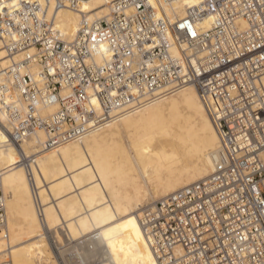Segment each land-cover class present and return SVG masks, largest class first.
I'll list each match as a JSON object with an SVG mask.
<instances>
[{"label": "built area", "instance_id": "1", "mask_svg": "<svg viewBox=\"0 0 264 264\" xmlns=\"http://www.w3.org/2000/svg\"><path fill=\"white\" fill-rule=\"evenodd\" d=\"M81 1L55 0L63 8H75ZM168 1L152 0L150 4L137 0L140 7H135L132 0H112L106 14H83L75 35L65 38L55 21L62 8L54 9V0H47L48 4L17 0L18 8L8 7L13 0H0L4 5L0 9V49L10 55L21 54L18 61H10L0 70V96L20 105L16 112L11 106L0 108L8 117L6 143L17 149V163L29 178L42 234L59 264H65L63 255H72L77 245L91 242L93 235L76 240L69 238L60 225L52 229L47 226L44 204L34 182L35 159L23 151L22 143L41 129L46 134L43 148H55L122 112L189 84L198 89L219 135L213 168L202 180L138 210L144 240L150 251L167 247L173 254L179 249L212 255L213 246L220 251L223 233L230 226L226 223L222 227L221 221L229 216L241 231L247 227L257 248L264 239V197L257 199L250 188L260 186L264 191V145L260 143L264 133V0H200L194 9L187 7L181 17L168 12ZM122 3L127 7L121 8ZM210 15L215 16L216 24L205 28L204 21ZM90 17L95 19L90 22ZM182 20L193 23L196 37L178 23L173 24ZM197 23L201 27L196 28ZM103 32L113 33L110 39L116 41L111 45L104 41L114 52L112 63H82L92 58L91 35H97L99 41ZM73 52L77 53L75 63ZM129 61L131 70H139L131 81L140 89L139 95L129 94ZM49 66L57 68L59 74L53 77ZM118 81L123 82L118 85ZM96 84L101 93L96 97L101 101L99 111L87 99ZM20 85L28 89V94L17 99ZM66 89L73 93L67 101L63 96ZM112 91L118 95L111 97ZM48 103H55L57 108L43 116L36 104ZM68 104L73 105L71 110ZM86 106L91 108L88 113ZM7 232L5 197L0 188V239H7ZM0 264L11 262L6 258ZM80 264L106 263L92 255Z\"/></svg>", "mask_w": 264, "mask_h": 264}, {"label": "bare ground", "instance_id": "2", "mask_svg": "<svg viewBox=\"0 0 264 264\" xmlns=\"http://www.w3.org/2000/svg\"><path fill=\"white\" fill-rule=\"evenodd\" d=\"M111 1L82 0L75 8H62L56 13L57 27L65 38H72L83 14H106ZM38 2L48 4L47 0ZM166 7L171 15L181 17L189 6L185 0H169ZM215 24L214 15L204 21L205 28ZM20 58L21 54L0 58V70ZM56 108L55 103H48L39 111L47 116ZM5 114L0 109V116ZM4 135L7 137L6 132ZM7 140L0 139V188L8 226L7 239H0V261L8 258L11 264H59L52 261L41 239L37 246L17 247L26 236H44L26 170L17 163V149ZM45 141V132L37 129L22 148L35 159L34 182L44 204L47 226L52 229L60 225L67 234H73L76 229L116 215L121 220L111 227L110 232L116 234L111 236L109 247L121 250L122 255H109L100 262L145 264L140 257L146 259L150 250L145 247L137 211L208 176L219 135L198 89L189 84L122 112L55 148L44 149ZM92 189L98 191V198ZM67 257L65 264H80L84 254L79 248Z\"/></svg>", "mask_w": 264, "mask_h": 264}, {"label": "snow or ice", "instance_id": "3", "mask_svg": "<svg viewBox=\"0 0 264 264\" xmlns=\"http://www.w3.org/2000/svg\"><path fill=\"white\" fill-rule=\"evenodd\" d=\"M150 4H152V0H148ZM132 3L135 7H140V4L137 2V0H132ZM200 3V0H185V4L189 7H192L193 9ZM10 8H18L19 3L17 0H13V3L11 5H8ZM52 7L55 8H63V4H57L54 0ZM121 8L127 7L126 4H121ZM153 7H155V4H153ZM4 8V5H0V9ZM84 9H88V5H84ZM95 19L94 17H90L89 21ZM157 20L160 19V17H156ZM182 29L186 28L192 37L197 36V31L193 28V23L189 20H182V21H173V24H177ZM201 27L199 23L196 24V28ZM113 35L111 32H103L100 33V39L97 40V35L93 34L91 35V59L82 61V63H88L90 65H110L113 61L114 52L111 47L106 45L104 43L105 40H108V44H115L116 41L110 39V37ZM15 39V37H13ZM117 39H119V36L117 34ZM261 39L264 41V34H261ZM5 47H7L5 45ZM262 48H264V45H262ZM10 55L9 53H6L4 51H0V58H4ZM87 55V54H86ZM73 63H75V58L77 57V53H72ZM261 59H264V57H261ZM61 63H64V61H61ZM143 67V64L141 65ZM148 68H151L152 65L148 64ZM128 68L132 69V63L129 61ZM120 70L121 72L124 71V65L121 61L120 63ZM48 71H50L53 74V77L58 75L57 68L49 66ZM63 71V69H61ZM139 70H131L128 72V77L126 78L128 80L127 87L129 89L130 95H139L140 89L138 87H133V84L131 83L132 80H135V74ZM111 79V75L108 77ZM123 81H118L121 83ZM41 83H43V80L41 78ZM45 87H50L49 85H45ZM261 87H264V85H261ZM100 88L99 84H96L93 88H90L89 94L87 99L89 100V105L96 106L97 110L100 109L101 101H99L96 97L98 94L97 90ZM19 92L17 93V99L21 95H27L28 89L24 87L23 85L19 86ZM72 91L66 89L63 93L64 99L67 101L72 96ZM111 97H116L118 95L117 91H112L110 93ZM83 98L82 96L78 98L79 100ZM32 103V101H30ZM11 106L13 108V111L16 112V110L20 107V105L17 103V101H14L12 99H4L2 96H0V108H7ZM41 106L39 104H36V108L39 109ZM67 107L71 110L73 105L68 104ZM91 111V108L86 106L85 112L88 113ZM32 113L29 112V115ZM67 118V117H66ZM8 119L7 114L4 116H0V128H3L4 131H0V139L7 140V137L4 135L5 132L8 131L7 124L4 123ZM87 121H85L86 123ZM262 139L260 141L261 145H264V133L261 134ZM251 190L255 192L257 199H260L261 197H264V191L261 190L260 186L252 187L250 186ZM261 204H264V200H261ZM110 212H117L119 209H109ZM117 220L116 215H111L108 220H101L97 223L96 227L99 230L100 228H109V225L111 223H115ZM130 224H135L134 220L128 221ZM230 223V226L228 227L227 231L223 233L222 236V243L220 245V251H216V247L213 246L212 249V255H209L207 252L201 251L199 255L195 254L193 251H181L179 249L176 250L175 254H173L171 248H153L152 251H149L147 253V258L142 255L140 257L141 260H145V264H264V239H261L259 241V248H257V244L255 241V238L247 231V227L245 226L244 230L241 231V226L239 224H236L235 222H231V217H224L221 221V226L223 227L224 224ZM146 227V225H145ZM109 234L107 231L103 232L101 234V240L108 239ZM140 238V233L137 231V239ZM147 248V245H145ZM223 253V256L220 255V253Z\"/></svg>", "mask_w": 264, "mask_h": 264}, {"label": "rangeland", "instance_id": "4", "mask_svg": "<svg viewBox=\"0 0 264 264\" xmlns=\"http://www.w3.org/2000/svg\"><path fill=\"white\" fill-rule=\"evenodd\" d=\"M91 192H92V194L94 193V197H95V195H96V197L95 198H98L99 196H97V193H98V191L96 190V189H92L91 190ZM95 192H96V194H95ZM161 199H163V198H161ZM160 200V199H159ZM138 212V211H137ZM121 220V218H119V219H117L116 221H118V223H119V221ZM114 224L113 223H111L110 225H109V228H100L99 230L97 229V227H96V224L93 226V225H91V226H89V227H87V228H85V229H81V228H79V229H76L74 232H73V234L71 233H68L67 234V231H66V234L68 235V237L69 238H71V239H81L82 237L84 238V237H90V236H92L93 235V238H92V240H90L91 242H81L79 245H77V247H75V249H74V251H77L79 248L81 249V251L83 252V254H84V258H88V257H91L92 255H96V256H98L100 259H103V258H105V257H109V255H112V257H115V255H122V252L120 253V251H118V249H116L115 250V248L114 249H110V247H109V240H110V238H111V236L112 235H114V234H116L115 232H114V234H113V232H110L111 231V227H114L113 226ZM105 231H107L108 232V234H109V238L108 239H104V240H101V234L103 233V232H105ZM71 235V236H70ZM40 239L41 240H43V241H45V243H46V246H47V248L49 249V251H50V253H51V256H52V261L53 262H58L57 260H56V258H55V256H54V254H53V252H52V250H51V247H50V244H49V242H48V240L45 238V237H38V236H36V235H29V236H26V237H24L20 242H19V244L17 245V247H23V246H25L26 244H27V246L28 245H31V246H37L38 245V243H39V241H40ZM89 239V238H88ZM29 247V246H28ZM116 251V252H114V251ZM113 253V254H112ZM64 256V258L66 259L65 260V262H68L67 260H68V255H63Z\"/></svg>", "mask_w": 264, "mask_h": 264}]
</instances>
